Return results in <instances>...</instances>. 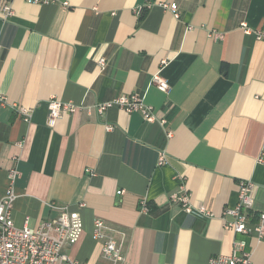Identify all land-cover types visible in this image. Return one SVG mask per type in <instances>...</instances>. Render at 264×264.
Segmentation results:
<instances>
[{"label":"crops","instance_id":"crops-1","mask_svg":"<svg viewBox=\"0 0 264 264\" xmlns=\"http://www.w3.org/2000/svg\"><path fill=\"white\" fill-rule=\"evenodd\" d=\"M5 2L0 200L15 166L14 225L35 228L57 217L55 202L81 217L82 235L64 251L82 264H110L92 235L96 219L125 233L127 264H207L230 254L235 239L246 241L251 264H264V238L233 234L222 221L241 180L257 186L253 213L264 208V40L253 33L264 26V0H9L6 19ZM171 3L177 13L163 7ZM212 30L222 38L208 36ZM162 59L168 94L151 83ZM131 93L164 122L93 109ZM50 98L78 109L48 126ZM161 151L167 159L158 166ZM182 179L191 206L212 216L171 201Z\"/></svg>","mask_w":264,"mask_h":264},{"label":"built area","instance_id":"built-area-1","mask_svg":"<svg viewBox=\"0 0 264 264\" xmlns=\"http://www.w3.org/2000/svg\"><path fill=\"white\" fill-rule=\"evenodd\" d=\"M29 3L44 4L54 3L58 0H25ZM163 7L169 8L177 13L175 3L163 4ZM142 10H137L141 14ZM3 18L12 16L13 12L6 0L2 7ZM244 25V24H242ZM245 27V26H243ZM244 32L250 33V29L244 28ZM255 39L264 40V26L254 30ZM208 36L213 39H221L222 33L212 30ZM99 65H105L104 58L98 61ZM166 60H161L160 68L152 75L151 83L162 93L168 94L170 86L167 79L161 74L162 67ZM4 97H0L3 101ZM117 107L126 112H139L147 122H157L162 124L164 121L156 118L153 107L144 102L143 95L139 93L120 94L114 98L99 102L94 105V111L101 115L107 109ZM48 117L47 125L54 126L57 118L64 114H72L78 109V106L72 102H63L56 98H50L47 102ZM18 113L28 118L30 112L27 108H19ZM110 126H107V130ZM171 132H166L169 138ZM264 145V142H263ZM167 156L164 152L158 153L157 165L166 163ZM259 162H264V151L258 158ZM19 175L15 166L10 168L7 173L9 188L0 200V264H82L71 259L64 249L74 245L80 239L83 232V224L78 213L70 212L68 206L50 202L49 207L59 212L55 218L42 220L35 228H30L26 224L21 227L14 225L11 209L14 200L12 184ZM256 185L251 180H241L238 182L237 203L234 207H227L223 210V227L233 234L253 236L256 239L264 238V208L253 213ZM172 202L178 203L181 208L197 216L209 218L211 211L204 207H192L190 204V194L187 191L183 179L181 180L176 192L170 195ZM146 201H141L140 211L148 212ZM230 217V218H227ZM254 218V219H252ZM119 234L120 238L114 236ZM93 238L100 240L101 256L110 264H127L123 250L125 233L108 226L103 220L96 219L93 227ZM246 241L244 239H235L230 254H219L211 256L207 264H251L250 253L245 251Z\"/></svg>","mask_w":264,"mask_h":264},{"label":"trees","instance_id":"trees-1","mask_svg":"<svg viewBox=\"0 0 264 264\" xmlns=\"http://www.w3.org/2000/svg\"><path fill=\"white\" fill-rule=\"evenodd\" d=\"M143 14H144V13L142 12V13L140 14V16H139V17H140V18H142V17H143Z\"/></svg>","mask_w":264,"mask_h":264}]
</instances>
